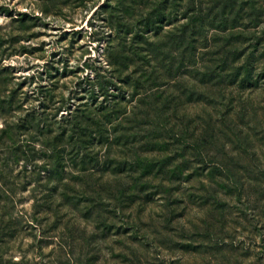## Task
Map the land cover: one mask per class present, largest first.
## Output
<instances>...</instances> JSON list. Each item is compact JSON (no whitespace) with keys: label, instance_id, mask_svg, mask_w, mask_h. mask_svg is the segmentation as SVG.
I'll return each mask as SVG.
<instances>
[{"label":"rangeland","instance_id":"1","mask_svg":"<svg viewBox=\"0 0 264 264\" xmlns=\"http://www.w3.org/2000/svg\"><path fill=\"white\" fill-rule=\"evenodd\" d=\"M227 1L197 66L155 88L131 59L109 64L121 34L131 58L178 54L172 39L146 44L159 40L145 28L153 0H126L128 32L110 22L118 0H0V264H264V0ZM186 3L167 4L164 34L188 21ZM232 25L254 40L225 53L211 37ZM85 104L116 106L136 132L115 121L57 171L32 119ZM167 120L188 133L159 137Z\"/></svg>","mask_w":264,"mask_h":264},{"label":"trees","instance_id":"2","mask_svg":"<svg viewBox=\"0 0 264 264\" xmlns=\"http://www.w3.org/2000/svg\"><path fill=\"white\" fill-rule=\"evenodd\" d=\"M119 2L115 7H112L111 9V20L112 23L113 17L116 16L117 18V28L118 30L123 32H128L130 25L125 23V16L122 14V7L124 4H126V0H118ZM183 0H153L151 3L154 7L153 11L149 13V17L145 20V28H149V26H152V30L155 32V35L157 38H159L156 42H149V38L147 39V45H149V50H154L155 48H159L163 50V46L165 43L163 40L172 39V43L175 45V52H178L177 55L172 56L173 54H169L168 58L167 56L156 54L154 52H151L148 55H144L137 58H131L129 55H127V49L125 44V34H121L123 42L121 43L120 49L118 50V53L115 55V58L113 55L109 56V64L111 66H114L116 68V71H122V65H127L128 61L131 59L133 64L137 67V72H140V76L138 79H141L142 76L149 75L152 71V73L149 75L150 77L147 78V82L151 80L154 81L155 88H159L161 86H164L166 81L171 80L173 76L175 78L179 77V73L182 72L185 69H188L190 67L197 66L194 65L195 63H191V60L194 61L196 58V54L194 53L200 42L206 41V44L209 43V33L207 32L208 29H211L208 25V19L209 17L214 18L211 19V22H214L216 18L220 15L225 16L224 8L226 7L223 5V8H220V5L218 3L219 0H211V6L209 10L206 12L204 10L205 8V0H187L186 10L189 14L188 21L170 31H168L166 34H164L160 30L159 23L161 22V19L164 18V15L166 14V6L167 4H171L173 9L182 8L180 5V2ZM231 1H227V4L229 6V3ZM124 12V11H123ZM224 13V14H223ZM236 16L234 17V19ZM113 24V23H112ZM240 26L232 25L230 27H223L221 29L220 27L214 28L215 33L213 34L212 41L213 45L216 44H224V52L226 53L227 46L232 45L231 42L238 41L242 39V37L248 39V42H253L254 37L248 35H244L243 31H240ZM146 30V29H144ZM144 30L141 32L143 33ZM239 30V32L237 31ZM223 33H227V35H224V40L221 39V35ZM138 36L140 35V32H137ZM144 36V35H142ZM208 42V43H207ZM226 45V46H225ZM152 47H154L152 49ZM202 48H208L207 46H201ZM155 51V50H154ZM157 51V50H156ZM217 52V51H216ZM241 52L239 49V46H236V50L233 52H230L234 57L236 54ZM198 58V56H197ZM223 65L226 64V61L222 60ZM222 65V66H223ZM206 70L208 73H213L214 69H212L211 66H207ZM159 80V81H158ZM145 82V83H147ZM160 93V91H159ZM162 93H166V91H162ZM158 96V95H157ZM162 96H158V99H160ZM166 102H168L165 99ZM84 107V108H83ZM166 110L168 105L166 104L163 106ZM83 108V109H82ZM61 109V107H60ZM59 109V110H60ZM68 114L64 117L63 120H61L59 123L53 122L49 119V116H46L43 112L40 115H36L33 117V122L36 124V126L39 128L40 132L43 133L44 137L42 139L39 138V135H35L32 137L31 142L38 140L42 144V150L41 152L48 158V160L51 161V167H53L57 171H61L62 168L65 166V151H69V156H73L74 158H77L81 155V153H84L85 155H90L89 150L92 147L93 140L96 139V136H99V139H103L108 141L109 137L107 134L108 126L114 124V122H118L117 126H120L122 129V132L124 130L123 136H128V134L136 132L133 127H127L125 126V123L128 120V117L123 119L124 117H121V109L118 111L116 109V106L113 108L109 107H101L98 108H92L89 107V105H80L78 110H70L68 109ZM127 114V111L123 112V116ZM57 117V115H55ZM127 119V120H126ZM43 123L44 129L42 128ZM156 128L160 129L161 136H166L169 134L171 135H183L185 136L188 133V129L182 128L181 130L178 127V125L175 123H170L167 121H159L156 122ZM57 124L59 125L57 128ZM54 133V134H53ZM158 137V138H159ZM91 144V145H90ZM25 147V148H24ZM20 146L19 150H23V155L28 158V161H31L30 159L32 156L34 157L35 153H37L35 147H31V145L26 146ZM26 149L27 151H25ZM31 151L32 155L28 154ZM36 151V152H35ZM27 154V155H26ZM20 153L18 154V158H20ZM88 161L84 158L81 159V164L83 166V170H85L86 165Z\"/></svg>","mask_w":264,"mask_h":264}]
</instances>
